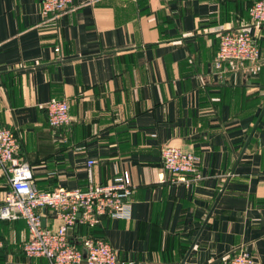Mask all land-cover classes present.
Here are the masks:
<instances>
[{"label": "crops", "instance_id": "obj_1", "mask_svg": "<svg viewBox=\"0 0 264 264\" xmlns=\"http://www.w3.org/2000/svg\"><path fill=\"white\" fill-rule=\"evenodd\" d=\"M253 2L72 0L45 17L38 0H0V127L17 137L35 187L130 174V218L74 227L73 240H106L118 264H225L238 248L264 264V114L236 163L264 104V25L250 22ZM241 27L259 60L217 67L219 34ZM51 98L68 102L67 126L48 125ZM164 144L196 154L202 179L174 182ZM8 189L0 167V204ZM37 211L45 227L60 224ZM26 236L22 219L0 220V264L46 262L25 256Z\"/></svg>", "mask_w": 264, "mask_h": 264}, {"label": "built area", "instance_id": "obj_2", "mask_svg": "<svg viewBox=\"0 0 264 264\" xmlns=\"http://www.w3.org/2000/svg\"><path fill=\"white\" fill-rule=\"evenodd\" d=\"M43 16L63 13L72 0H38ZM238 1V0H232ZM254 27L264 25V0H255L249 9ZM217 67L230 61L238 65L254 63L260 58L256 38L248 28L228 29L219 34ZM58 50V48H56ZM48 125L70 123L69 104L65 99L51 98L46 103ZM19 142L8 128L0 127V167L7 177L9 189L0 204V220L25 222L27 236L22 251L28 258H44V264H118L116 250L104 239L82 236L73 240L74 227H95L105 217L129 219L134 191L127 170L113 176L105 184H88L85 188H57L39 191L32 178L30 165L19 155ZM162 167L174 176V182L197 183L202 179L198 170L199 157L190 151L164 144L160 147ZM93 160L88 161L92 165ZM48 208L60 224L54 228L42 225L38 208ZM1 244V243H0ZM254 256L246 248L234 250L225 264H254Z\"/></svg>", "mask_w": 264, "mask_h": 264}, {"label": "water", "instance_id": "obj_3", "mask_svg": "<svg viewBox=\"0 0 264 264\" xmlns=\"http://www.w3.org/2000/svg\"><path fill=\"white\" fill-rule=\"evenodd\" d=\"M263 114H264V104H263V106L261 107V110H260V112H259V114H258V116H257V118H256V120H255V122H254V124H253V126H252V128H251V130H250V132H249V134H248V136H247V138H246V140H245V143H244V145H243V147H242V149H241V152H240V154H239V156H238V159H237L236 163L239 161V159L241 158L242 154L244 153V151H245V149H246L248 143L250 142L251 137H252L254 131L256 130L257 125H258V123L260 122V120H261ZM234 168H235V167H233V169L231 170V174L234 172ZM222 190H223V189H222ZM222 190H221V191H222ZM211 212H212V210L209 212V214H210ZM41 222H42V225L44 226V225H45V217H41Z\"/></svg>", "mask_w": 264, "mask_h": 264}, {"label": "trees", "instance_id": "obj_4", "mask_svg": "<svg viewBox=\"0 0 264 264\" xmlns=\"http://www.w3.org/2000/svg\"><path fill=\"white\" fill-rule=\"evenodd\" d=\"M239 1V0H238ZM255 1V0H254Z\"/></svg>", "mask_w": 264, "mask_h": 264}]
</instances>
